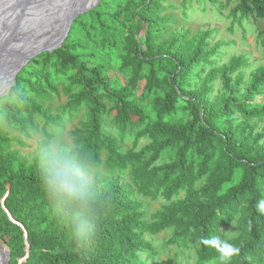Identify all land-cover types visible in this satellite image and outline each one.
<instances>
[{"label": "trees", "instance_id": "trees-1", "mask_svg": "<svg viewBox=\"0 0 264 264\" xmlns=\"http://www.w3.org/2000/svg\"><path fill=\"white\" fill-rule=\"evenodd\" d=\"M152 6L153 0H141L134 15L148 23ZM239 13L264 21V0H241L231 12L233 17ZM113 17L118 21V16ZM77 22L86 26L80 19L73 22L69 38ZM206 39L204 34L187 53L173 41L142 49L137 36H129L121 56L130 73L126 83L111 79L104 63L90 65L81 54L80 42H64L54 52L42 53L46 61L38 73L24 68L19 72L8 93L0 96V118L6 117L27 135L28 129H36V114L56 120L24 95L28 84L36 94L51 97L58 92L56 77L66 80L69 99L64 109L86 106L88 117L83 128L73 133L77 148H62L55 161L48 155L49 140L40 143L30 162L14 156L0 160V239L10 249V264L21 260L22 264H145L138 254L152 245L144 234H157L170 226L175 231L169 244L190 239L198 244L200 257L210 260L219 251L209 241L218 237L225 242L237 216L239 234L230 245L239 253L227 264H264V212L258 210L264 200V126L257 133L251 124L264 117V102L257 101L264 94V67L251 74L241 91V82L234 81L232 74L247 63L243 56L235 57L190 91L194 66L207 62L210 55L205 52ZM218 72L224 92L210 100L209 83ZM143 82L154 119L135 95ZM112 114L122 134L136 117L145 127L134 146L141 136H148L150 144L123 153L117 138L104 132L105 116ZM10 141L9 133L0 128V146ZM105 149L110 166L126 168L133 162L140 191L167 200L184 192L185 198L165 205L156 221L148 223L141 202L119 180L96 177L82 189L79 166L98 164ZM159 160L163 162L157 164ZM54 166L72 181V198L58 201L49 192L47 179ZM203 178L206 183L196 188ZM78 212L93 218L89 231L83 232L84 216L77 217Z\"/></svg>", "mask_w": 264, "mask_h": 264}, {"label": "rangeland", "instance_id": "rangeland-1", "mask_svg": "<svg viewBox=\"0 0 264 264\" xmlns=\"http://www.w3.org/2000/svg\"><path fill=\"white\" fill-rule=\"evenodd\" d=\"M240 1L153 0L149 15L150 21L146 23L134 15L135 10L141 5V0H100L94 9L75 19L74 22L79 19L86 22V26L77 22L73 34L69 38L70 30L65 43L80 42L81 54L86 55L90 65L94 62H102L108 68L107 75L111 79H118L120 83H126L130 73L123 66L121 56L126 51L129 36L136 35L142 49L148 46L155 48L160 44L173 41L175 46L180 44L187 53H190L200 37L207 34L205 52H210V55L207 62L194 66L193 86L190 91L200 88L212 70L220 69L221 66L230 63L233 58L239 56L244 57L247 65L236 70L232 74V78L234 81L241 82L240 88L243 91L251 80V74L258 68L264 67V21L253 15L241 16L240 13L237 17H233L232 9L238 6ZM96 9H98L97 12L91 13ZM113 14L118 16V21L113 17ZM45 61V54H40L33 58L24 69L38 73L43 68ZM65 81L63 77L55 78L58 92L52 93L51 97L38 95L28 84H25L24 95L34 98L35 102L41 104L43 109H48L56 120L48 121L42 115L36 114V129H28L29 135H27L14 127L6 117L0 118L2 132L9 133V137L12 139L9 143L1 144L0 160L14 156L30 162L37 155L39 145L44 140L50 141L47 150L51 161L56 160L62 148L68 150L77 148L73 133L75 130L83 128V123L87 121L88 109L86 106L71 110L64 109L69 99V95L64 91ZM209 85L211 86L208 94L210 100L218 98L224 92L220 72L216 74ZM143 87L144 82L135 91L136 98L140 100L148 115L154 119L155 111L151 106L152 100L144 95ZM44 88L46 87L44 86ZM257 101L263 103L264 94L259 96ZM235 118H237V122L240 121L239 114H236ZM251 124L255 126V132H261L264 126V117L255 118ZM144 127L145 125H140L137 118L134 117V122L122 134V130L114 120V115L105 116L104 132L117 138V143L123 153L130 150L138 152L150 144L151 139L148 136H141L137 145L134 146L136 135ZM261 142L264 144V140ZM107 157L108 152L105 149L98 164L86 163L79 166L80 174L83 176L82 189L90 185L96 177L105 180H119L128 186L133 192V197L141 202V210L148 223L156 221L158 212L165 205L185 198L184 192L172 197L171 200H167L162 195L156 198L147 195L140 191L135 180L133 162H130L126 168H120L119 166H110L106 162ZM162 162L163 160H159L157 164ZM205 183L206 178H203L195 184V187L200 188ZM4 204L3 198L1 206L5 207ZM82 215L84 216L83 232L89 231L93 227V218L85 215L84 212L77 213V217ZM10 217L14 220L12 216ZM238 219L239 216L232 221L226 232L225 242L229 245L239 234ZM174 231L175 227L170 226L157 234L146 232L144 236L152 247L150 250L138 254L140 261L145 264H222L220 251L216 258L204 260L199 255L198 244L190 239L177 244H169L168 241L172 238ZM230 258L223 261V264H227Z\"/></svg>", "mask_w": 264, "mask_h": 264}, {"label": "water", "instance_id": "water-1", "mask_svg": "<svg viewBox=\"0 0 264 264\" xmlns=\"http://www.w3.org/2000/svg\"><path fill=\"white\" fill-rule=\"evenodd\" d=\"M99 2L0 0V73L13 66L12 82L33 58L61 48L74 20ZM11 87L1 89L0 96L7 94ZM10 261V249L0 239V264H10Z\"/></svg>", "mask_w": 264, "mask_h": 264}, {"label": "clouds", "instance_id": "clouds-1", "mask_svg": "<svg viewBox=\"0 0 264 264\" xmlns=\"http://www.w3.org/2000/svg\"><path fill=\"white\" fill-rule=\"evenodd\" d=\"M49 186V192L51 195L56 198L58 201H62L65 197L72 198L75 193L72 187V181H70L68 174L62 170L57 169L55 166L53 169H50V175L47 179ZM258 210L264 212V200L258 205ZM209 244L215 246L218 251L221 252V261L229 259L232 255L238 254L239 249L235 248L232 245L227 244L226 242L219 241V238L216 237L213 240L209 241Z\"/></svg>", "mask_w": 264, "mask_h": 264}, {"label": "bare ground", "instance_id": "bare-ground-1", "mask_svg": "<svg viewBox=\"0 0 264 264\" xmlns=\"http://www.w3.org/2000/svg\"><path fill=\"white\" fill-rule=\"evenodd\" d=\"M13 66L5 69L2 73H0V90L5 87H11L14 84V81H10V74L12 72Z\"/></svg>", "mask_w": 264, "mask_h": 264}]
</instances>
